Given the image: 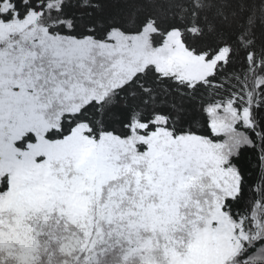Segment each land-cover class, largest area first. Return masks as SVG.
I'll use <instances>...</instances> for the list:
<instances>
[{
  "label": "snow or ice",
  "instance_id": "6c2138e0",
  "mask_svg": "<svg viewBox=\"0 0 264 264\" xmlns=\"http://www.w3.org/2000/svg\"><path fill=\"white\" fill-rule=\"evenodd\" d=\"M260 3L0 0V264H264Z\"/></svg>",
  "mask_w": 264,
  "mask_h": 264
},
{
  "label": "rangeland",
  "instance_id": "374dc122",
  "mask_svg": "<svg viewBox=\"0 0 264 264\" xmlns=\"http://www.w3.org/2000/svg\"><path fill=\"white\" fill-rule=\"evenodd\" d=\"M173 37L176 45L175 50L171 51V54L166 60L158 61L161 70L171 72L183 68L188 74L195 76H199L211 70V64H204L202 58L193 56L190 52L186 51L184 44L180 41L179 33H174ZM146 43L148 47L151 48V40H147L146 38ZM145 62H151V59H146Z\"/></svg>",
  "mask_w": 264,
  "mask_h": 264
},
{
  "label": "trees",
  "instance_id": "16d2710c",
  "mask_svg": "<svg viewBox=\"0 0 264 264\" xmlns=\"http://www.w3.org/2000/svg\"><path fill=\"white\" fill-rule=\"evenodd\" d=\"M253 6L255 7V12L253 14V19L254 20H259L260 15H261V3L260 0H251ZM231 23H232V28L235 29L237 24L240 23V19L239 16L235 17V18H231ZM255 26V25H254ZM199 30V26H193L192 31L196 32ZM257 35H259V32H257ZM153 43V41H151Z\"/></svg>",
  "mask_w": 264,
  "mask_h": 264
}]
</instances>
